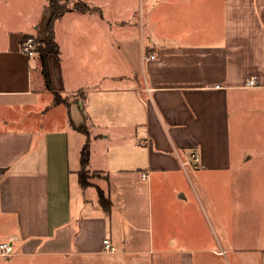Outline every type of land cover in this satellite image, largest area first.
<instances>
[{"label": "crops", "instance_id": "1", "mask_svg": "<svg viewBox=\"0 0 264 264\" xmlns=\"http://www.w3.org/2000/svg\"><path fill=\"white\" fill-rule=\"evenodd\" d=\"M83 1L102 13L56 21L53 88L78 99L54 105L40 60L34 80L21 48L26 34L45 39L47 0L30 12L0 0V242L16 237L0 264H211L205 185L245 177L232 130L246 127L250 105L264 131V0H140V12L120 4L111 17L102 0ZM88 139L99 178L82 187ZM220 189L227 211L232 187Z\"/></svg>", "mask_w": 264, "mask_h": 264}, {"label": "rangeland", "instance_id": "2", "mask_svg": "<svg viewBox=\"0 0 264 264\" xmlns=\"http://www.w3.org/2000/svg\"><path fill=\"white\" fill-rule=\"evenodd\" d=\"M42 2L45 0H13V3L22 7L24 12L37 9ZM102 2L109 17L111 14L120 13V4H123L124 13H130V15L141 11L140 0H102ZM25 37H23L24 42L30 43L33 50L36 51L38 43L42 40H38L30 34H26ZM30 57H32V67L34 68L32 74L36 80L38 76L36 66L40 59L38 53ZM58 93L68 104L78 99L77 94ZM255 99H257L256 96L249 97L251 102ZM251 107L252 105H250V111H248V117L245 120L246 127L243 130H232L234 153L239 160H243L241 167L246 171L245 177L219 178L205 185L210 190V197L202 194V203L206 212L201 209V229L207 239L203 245L212 250L208 254L211 264H264V131L263 128L262 131L257 128V120ZM75 109L76 107H74ZM75 135L80 136L83 141L86 139L81 132H77ZM88 178L90 183L95 182L99 178V174L92 172ZM109 181L110 189L107 188L106 183L104 188L105 190L109 189V194L111 191L115 193L117 185L113 179H109ZM229 185L232 187L231 203L227 204V211H224L220 208V188L228 189ZM139 204H141L140 200L136 205L138 211L142 209V205ZM139 220L142 222L138 228L142 226L144 219L140 218ZM141 228L143 229V226ZM0 258L8 257L0 256ZM70 261L68 259L41 258L36 263L70 264Z\"/></svg>", "mask_w": 264, "mask_h": 264}, {"label": "trees", "instance_id": "3", "mask_svg": "<svg viewBox=\"0 0 264 264\" xmlns=\"http://www.w3.org/2000/svg\"><path fill=\"white\" fill-rule=\"evenodd\" d=\"M47 2H48V8L50 10V15L46 25L47 33L45 39L38 43L36 52L38 53L41 62L42 74L44 77L46 88L50 90L54 96L53 104L56 105L59 103H65L68 105L66 100L62 99L61 95L54 90L52 84L51 71H50V63H49L50 55H55L58 57L60 54V46L56 39V32H55L56 21L60 19L64 15V13L70 9H76L83 12L97 10L100 13H102V10L99 7L94 6L91 3L83 0H76V1L47 0ZM25 36L26 35H24V37ZM23 42L24 39L22 38L21 44ZM77 128L82 130L86 134L88 133L87 130L83 128V126H78ZM89 157H90V139L86 141V143L84 144L81 150L80 161L82 168L80 170V182L82 187H86L91 184L89 182L88 176L92 172L87 168L89 165ZM97 191H98L100 204L103 206L105 210L109 211L111 208V200L109 195L100 187L97 188Z\"/></svg>", "mask_w": 264, "mask_h": 264}, {"label": "built area", "instance_id": "4", "mask_svg": "<svg viewBox=\"0 0 264 264\" xmlns=\"http://www.w3.org/2000/svg\"><path fill=\"white\" fill-rule=\"evenodd\" d=\"M22 51L26 53L29 56H33L37 52L33 50V47L30 43L28 42H23L21 45ZM155 56L154 55H148L146 56V59H153ZM246 86L253 88L258 86V82L255 77H251L247 80ZM144 176H147V174H144ZM16 240V237L13 236L9 238L6 241L0 242V256H10L14 253V241ZM105 250L108 252L114 251L115 248L112 245V243L109 241V239H104L103 240Z\"/></svg>", "mask_w": 264, "mask_h": 264}]
</instances>
